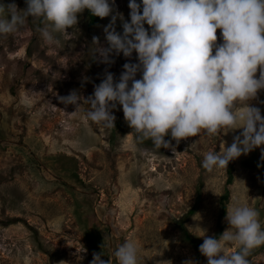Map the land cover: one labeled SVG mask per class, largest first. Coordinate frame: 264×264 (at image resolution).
Segmentation results:
<instances>
[{
	"label": "rangeland",
	"instance_id": "374dc122",
	"mask_svg": "<svg viewBox=\"0 0 264 264\" xmlns=\"http://www.w3.org/2000/svg\"><path fill=\"white\" fill-rule=\"evenodd\" d=\"M182 220L264 264V0H0V264H197Z\"/></svg>",
	"mask_w": 264,
	"mask_h": 264
},
{
	"label": "trees",
	"instance_id": "16d2710c",
	"mask_svg": "<svg viewBox=\"0 0 264 264\" xmlns=\"http://www.w3.org/2000/svg\"><path fill=\"white\" fill-rule=\"evenodd\" d=\"M151 11H152V7L150 5H146L143 8L142 14H143L144 22L146 23V25L148 27H151L155 30L158 41L163 42L164 41V32H163V27H162V19L159 16L160 6L158 5L155 8V11L157 12L156 18H154V19L150 18L149 15H150ZM88 14L90 17V27H94L102 19V13H101L99 7H97V6H90L88 8ZM234 171H235L234 167L232 165H229V168L227 171L228 178L226 181V192L221 198V214L219 216L218 225H217L218 235L216 238H214V240H212V242L219 240L223 234L224 228H223L221 223H222V219L224 217H226L227 213H228V203H229L230 198H231L230 187L234 183ZM194 213H195V209L190 211L189 215L191 216ZM179 224H180V228L184 234V238L193 245L195 250L198 251L197 264H200L201 260L204 258V253H203V251H201L199 241L190 235V233L188 232V230L185 227V221L182 220Z\"/></svg>",
	"mask_w": 264,
	"mask_h": 264
}]
</instances>
